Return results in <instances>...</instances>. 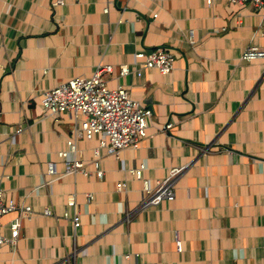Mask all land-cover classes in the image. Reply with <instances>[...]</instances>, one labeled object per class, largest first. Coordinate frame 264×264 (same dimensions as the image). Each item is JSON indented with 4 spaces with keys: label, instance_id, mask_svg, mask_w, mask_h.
Instances as JSON below:
<instances>
[{
    "label": "crops",
    "instance_id": "obj_1",
    "mask_svg": "<svg viewBox=\"0 0 264 264\" xmlns=\"http://www.w3.org/2000/svg\"><path fill=\"white\" fill-rule=\"evenodd\" d=\"M160 44L174 54L170 71L135 76L134 51ZM249 44L264 50V9L247 2L0 0V188L31 207L0 264H264V55L242 59ZM98 62L150 107L146 133L102 155L100 177L61 173L54 151L70 119L41 113L38 94ZM93 144L77 139L76 154L89 159ZM138 161L150 183L178 168L170 199L140 205L128 172ZM17 215L2 217L4 235Z\"/></svg>",
    "mask_w": 264,
    "mask_h": 264
},
{
    "label": "built area",
    "instance_id": "obj_2",
    "mask_svg": "<svg viewBox=\"0 0 264 264\" xmlns=\"http://www.w3.org/2000/svg\"><path fill=\"white\" fill-rule=\"evenodd\" d=\"M109 0H105L107 2ZM209 3L210 0H204ZM229 3L241 4L247 2L255 8L264 9V0H227ZM106 6L102 11H106ZM155 16V12L152 13ZM264 50L249 44L243 49L240 57L244 60L263 56ZM133 58L138 60V67L132 73L140 74L141 68L155 69L159 73L170 71L174 54L167 45H156L149 49L134 51ZM129 71L126 63L116 65V76H123ZM112 72V66L106 62H98L87 76L73 75L63 81H59L50 87L42 89L38 94L40 112L49 115L55 121L60 115L70 119L69 133L64 137V146L54 151L55 157L61 162V173H78L81 175L93 174L101 176L100 159L102 155H114L125 147H137L140 139L145 136L151 109L130 94L127 86L115 82L110 85L107 74ZM170 125L163 123V130ZM18 126L13 131L18 132ZM77 139L91 140L94 144L90 148V158L83 159L76 154L75 141ZM102 151V152H100ZM45 172H53V161H44ZM145 163L138 161L129 168V173L140 181L142 198L140 205L156 204L161 199H170L173 196V179L178 168L171 167L167 174L152 183L142 176ZM116 189L123 187L122 181L114 184ZM91 197L90 193H85ZM71 211H62V216L71 220L72 226L79 224V217L75 210V202L71 195H67L64 201ZM18 209V215L11 218L8 223V233L1 231L0 245L3 242L12 244L19 226L20 216H26L31 212L29 205L16 207L12 198L7 196L0 188V216L8 211ZM46 208L41 213H47ZM175 250H180V240L173 239Z\"/></svg>",
    "mask_w": 264,
    "mask_h": 264
},
{
    "label": "rangeland",
    "instance_id": "obj_3",
    "mask_svg": "<svg viewBox=\"0 0 264 264\" xmlns=\"http://www.w3.org/2000/svg\"><path fill=\"white\" fill-rule=\"evenodd\" d=\"M11 211H14V210H11ZM8 212H9V211H8ZM8 212H6V213H8ZM6 213H4V214H2V215L0 216V222H1L2 217H3Z\"/></svg>",
    "mask_w": 264,
    "mask_h": 264
}]
</instances>
